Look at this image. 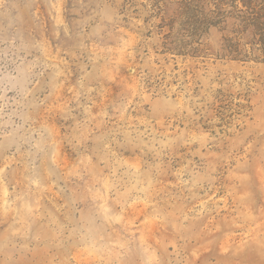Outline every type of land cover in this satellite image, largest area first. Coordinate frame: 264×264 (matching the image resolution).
I'll return each instance as SVG.
<instances>
[{"label": "rangeland", "instance_id": "rangeland-1", "mask_svg": "<svg viewBox=\"0 0 264 264\" xmlns=\"http://www.w3.org/2000/svg\"><path fill=\"white\" fill-rule=\"evenodd\" d=\"M0 264H264V0H0Z\"/></svg>", "mask_w": 264, "mask_h": 264}]
</instances>
